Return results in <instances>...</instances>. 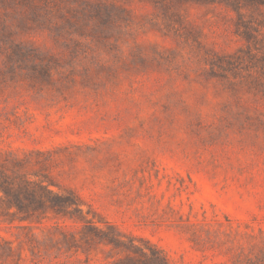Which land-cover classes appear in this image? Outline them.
Here are the masks:
<instances>
[{
    "label": "rangeland",
    "instance_id": "rangeland-1",
    "mask_svg": "<svg viewBox=\"0 0 264 264\" xmlns=\"http://www.w3.org/2000/svg\"><path fill=\"white\" fill-rule=\"evenodd\" d=\"M0 264H264V0H0Z\"/></svg>",
    "mask_w": 264,
    "mask_h": 264
},
{
    "label": "trees",
    "instance_id": "trees-1",
    "mask_svg": "<svg viewBox=\"0 0 264 264\" xmlns=\"http://www.w3.org/2000/svg\"><path fill=\"white\" fill-rule=\"evenodd\" d=\"M43 188V185L40 186ZM4 194L8 195L7 189H3ZM44 191H48L44 189ZM49 192V191H48ZM55 201H52L53 205L50 208L57 216L70 219L72 221H79L84 223V229L88 232V236L91 239L96 238L98 242L103 244H120L122 240L120 236L113 237L109 233L110 231H114V228L108 224L104 225V228L98 225L101 221H95L93 218H89V211L84 212L79 200L71 194L68 195H54ZM38 204L41 206H45V204L39 200ZM22 207V205H20ZM22 218V217H21ZM30 217H23V220L29 219ZM98 222V223H97Z\"/></svg>",
    "mask_w": 264,
    "mask_h": 264
}]
</instances>
